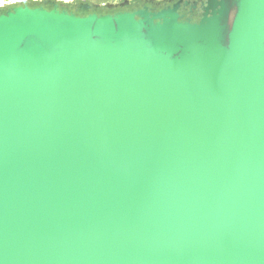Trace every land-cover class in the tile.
Wrapping results in <instances>:
<instances>
[{
	"label": "water",
	"instance_id": "water-1",
	"mask_svg": "<svg viewBox=\"0 0 264 264\" xmlns=\"http://www.w3.org/2000/svg\"><path fill=\"white\" fill-rule=\"evenodd\" d=\"M56 1L0 10V264H264V0Z\"/></svg>",
	"mask_w": 264,
	"mask_h": 264
},
{
	"label": "flooded vegetation",
	"instance_id": "flooded-vegetation-1",
	"mask_svg": "<svg viewBox=\"0 0 264 264\" xmlns=\"http://www.w3.org/2000/svg\"><path fill=\"white\" fill-rule=\"evenodd\" d=\"M207 0H106L100 3H87L90 11L96 14H114L117 12H135L147 9L151 13L178 5L176 10L182 21L198 22ZM80 4V3H79Z\"/></svg>",
	"mask_w": 264,
	"mask_h": 264
},
{
	"label": "rangeland",
	"instance_id": "rangeland-1",
	"mask_svg": "<svg viewBox=\"0 0 264 264\" xmlns=\"http://www.w3.org/2000/svg\"><path fill=\"white\" fill-rule=\"evenodd\" d=\"M19 1L20 0H0V10H8L13 7L19 6ZM45 0H28V6L30 7H37L39 5H42V2ZM60 1H63V4L60 5ZM106 0H57L56 3L63 8H66L67 10L73 11L76 6L79 3L85 2V3H100V2H105Z\"/></svg>",
	"mask_w": 264,
	"mask_h": 264
}]
</instances>
